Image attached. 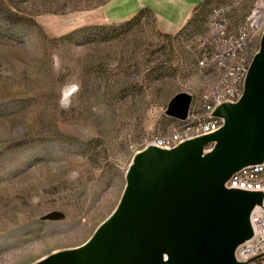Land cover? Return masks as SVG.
Returning <instances> with one entry per match:
<instances>
[{
    "label": "rangeland",
    "instance_id": "obj_1",
    "mask_svg": "<svg viewBox=\"0 0 264 264\" xmlns=\"http://www.w3.org/2000/svg\"><path fill=\"white\" fill-rule=\"evenodd\" d=\"M111 1L0 0V264H37L90 240L121 202L136 154L175 122L173 97L217 87L219 72L200 65L220 45L216 21L232 34L247 27L248 62L260 49L264 0H203L175 33L139 0L114 2L107 17ZM66 83L81 87L65 110ZM262 115L253 131L264 133ZM233 198L243 208L229 212L216 264L243 223L245 198Z\"/></svg>",
    "mask_w": 264,
    "mask_h": 264
},
{
    "label": "water",
    "instance_id": "obj_2",
    "mask_svg": "<svg viewBox=\"0 0 264 264\" xmlns=\"http://www.w3.org/2000/svg\"><path fill=\"white\" fill-rule=\"evenodd\" d=\"M263 66L264 34L241 99L215 111L225 118L224 126L173 149L150 145L138 152L121 202L90 240L37 264H216L231 200L241 195L243 230L229 244L227 260L221 263L239 264L235 251L253 236L251 212L262 204L264 194L228 189L225 183L243 166L264 161V145L255 153L248 139L251 130L260 126L257 115L263 116L262 105L253 107ZM192 98L178 93L167 114L186 118ZM210 144L214 147L205 152Z\"/></svg>",
    "mask_w": 264,
    "mask_h": 264
},
{
    "label": "built area",
    "instance_id": "obj_3",
    "mask_svg": "<svg viewBox=\"0 0 264 264\" xmlns=\"http://www.w3.org/2000/svg\"><path fill=\"white\" fill-rule=\"evenodd\" d=\"M214 26L220 45L213 58H205L200 65L205 70L214 68L219 72L217 87L205 91L202 98L193 97L187 117L174 118L175 122L169 125L165 132L155 135L144 148L153 145L162 149H173L185 141L209 135V127H216L217 132L224 126L225 118L216 115V109L224 103H236L239 92L245 90L252 64L245 57L249 30L244 27L232 34L228 31L227 22L222 19L216 21ZM261 26L264 34V21ZM180 120H194V127L181 128ZM213 147L214 144H210L204 151L208 152ZM260 163L262 171L256 176L244 182L231 181L230 176L225 187L264 194V161ZM249 165L251 164L243 166L233 174ZM250 222L253 236L237 247L235 257L239 264H264V198L262 204H257L252 210Z\"/></svg>",
    "mask_w": 264,
    "mask_h": 264
},
{
    "label": "crops",
    "instance_id": "obj_4",
    "mask_svg": "<svg viewBox=\"0 0 264 264\" xmlns=\"http://www.w3.org/2000/svg\"><path fill=\"white\" fill-rule=\"evenodd\" d=\"M116 1L119 0H112L106 5V15L109 10L106 8L113 5ZM202 3L203 0L201 3L196 0H139V7L141 11L148 10L155 16L158 28L161 31L175 33L186 26L192 18L196 8ZM107 17L109 16L107 15Z\"/></svg>",
    "mask_w": 264,
    "mask_h": 264
},
{
    "label": "bare ground",
    "instance_id": "obj_5",
    "mask_svg": "<svg viewBox=\"0 0 264 264\" xmlns=\"http://www.w3.org/2000/svg\"><path fill=\"white\" fill-rule=\"evenodd\" d=\"M244 91H240L237 95V102L241 99ZM264 93V66L259 74V82H258V88H257V98L255 105L253 107L255 108L258 105H262V94ZM252 107V108H253ZM181 128H192L194 127V120H190L189 122H186L180 126ZM216 127H209V134L215 133ZM264 135V133H260V131H253L251 130L248 139L249 143L251 144L253 151H258L259 147L263 144L261 140V136ZM262 171V163H254L246 167L244 170L238 171L237 174L231 175V181L236 182H244L247 179H251L252 177L256 176L258 173ZM231 205L234 208L233 214H237L242 211L243 204L238 203L235 198L231 200ZM243 230L242 225H239L237 227V233L240 234ZM227 231H225L226 233Z\"/></svg>",
    "mask_w": 264,
    "mask_h": 264
},
{
    "label": "clouds",
    "instance_id": "obj_6",
    "mask_svg": "<svg viewBox=\"0 0 264 264\" xmlns=\"http://www.w3.org/2000/svg\"><path fill=\"white\" fill-rule=\"evenodd\" d=\"M61 67L59 56H53V68L59 72ZM81 85L79 83H66L60 93L58 101L59 107L62 109H69L72 105V97L79 93Z\"/></svg>",
    "mask_w": 264,
    "mask_h": 264
},
{
    "label": "trees",
    "instance_id": "obj_7",
    "mask_svg": "<svg viewBox=\"0 0 264 264\" xmlns=\"http://www.w3.org/2000/svg\"><path fill=\"white\" fill-rule=\"evenodd\" d=\"M202 4H203V3H202ZM202 4H201V5H202ZM201 5H200V6H201ZM200 6H199V7H200ZM199 7H198V8H199ZM198 8H196L195 12L197 11ZM142 11H143V10H142ZM142 11H141V12H142ZM195 12H194V13H195Z\"/></svg>",
    "mask_w": 264,
    "mask_h": 264
}]
</instances>
